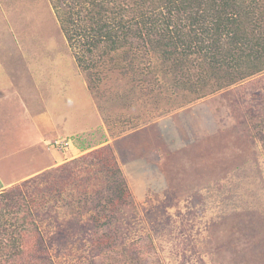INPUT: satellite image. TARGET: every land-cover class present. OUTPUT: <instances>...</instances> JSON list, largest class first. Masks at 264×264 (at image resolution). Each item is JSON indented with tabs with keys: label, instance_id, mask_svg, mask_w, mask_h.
<instances>
[{
	"label": "rangeland",
	"instance_id": "1",
	"mask_svg": "<svg viewBox=\"0 0 264 264\" xmlns=\"http://www.w3.org/2000/svg\"><path fill=\"white\" fill-rule=\"evenodd\" d=\"M145 50L132 51L136 71L161 65ZM73 51L49 0H0L2 264H26L39 235L53 264H264V71L201 96L161 78L150 91L105 59L93 86ZM212 135L236 155L197 152ZM45 137L61 150L41 149ZM107 158L126 196L107 229L86 232ZM19 240L25 256L12 255Z\"/></svg>",
	"mask_w": 264,
	"mask_h": 264
},
{
	"label": "trees",
	"instance_id": "2",
	"mask_svg": "<svg viewBox=\"0 0 264 264\" xmlns=\"http://www.w3.org/2000/svg\"><path fill=\"white\" fill-rule=\"evenodd\" d=\"M49 2L64 38L74 49L73 57L77 67L89 82H93V86L99 80L97 69L104 65L105 59H109L114 69H121L125 74L130 73L131 80L135 81L139 77L141 82L151 86L150 91H153L151 83H157L158 78H161L173 93L187 90L201 96L210 84H215V89L227 88L264 71V0ZM146 48L161 65L157 68L146 58L147 65L136 71L133 63L136 55L133 56L132 51ZM43 140L40 141L41 149L61 150L57 137H45ZM234 141L236 140L228 137L218 138L212 135L205 140H199L198 148L193 147L204 155L209 147L215 148L214 152L208 153L222 162V155L235 154L234 149H231L230 154L225 152V147L233 145ZM61 142L64 144V141ZM161 142L164 143L162 140ZM217 144L225 148L224 152L220 153V146ZM100 150L104 151V147ZM89 156L86 154L74 163L87 161ZM108 160L109 158L100 161L105 168L111 167L108 170L109 175L106 176L109 187L102 193L96 192L94 199H86L89 208L96 210V215L87 221L86 232L92 229L99 233L107 229L112 223L114 212L118 211L117 206H121L126 196L120 170ZM98 163L100 162L97 161ZM63 168L67 174L66 166ZM33 216L36 215L29 214L28 219L23 221L25 230L31 228L28 222H31ZM0 218L4 219L1 210ZM99 219L103 223L97 224ZM256 219L258 217H254ZM78 220L77 224L80 225ZM3 223H0V264L9 258L8 250L1 246L5 233ZM59 236L63 237L61 233ZM55 238L58 236L55 235ZM36 239V245L33 243L30 248L27 247V260L23 261L26 264H53L49 251L44 248L46 242L40 235ZM104 239L95 240L96 245L101 247L107 244L108 240ZM21 246L20 240L14 248L11 246L12 255L25 256Z\"/></svg>",
	"mask_w": 264,
	"mask_h": 264
}]
</instances>
